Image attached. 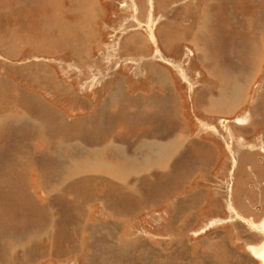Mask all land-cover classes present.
<instances>
[{
  "label": "rangeland",
  "instance_id": "374dc122",
  "mask_svg": "<svg viewBox=\"0 0 264 264\" xmlns=\"http://www.w3.org/2000/svg\"><path fill=\"white\" fill-rule=\"evenodd\" d=\"M87 6L94 8L92 13H86L89 10H86ZM54 20L61 28L46 25L47 21L52 24ZM263 30L264 0H0V37L3 36L5 41L7 36L12 35L8 39H15L9 54L3 42H0V79H3L0 82V119L11 111L14 118L7 121L12 122L9 130L23 128L22 132L29 133L30 137L22 135L13 138L14 134L7 133L8 124L1 125L0 160L7 161L10 153H15L13 145L17 139L27 138L31 147L34 139H37L34 149L52 151L45 157L33 151L32 164L27 168L31 171L23 174L29 186L27 190L33 195L32 203L28 193L19 195L10 187L0 190L3 207L0 215V247L4 245L5 237L10 236L12 242L27 241V250L35 253L29 256V260L22 250L14 251L9 259L0 255V264H259L247 253L246 245H255L263 240L264 229L258 225L264 222V212L255 209L256 200L247 201L243 195L254 193L258 198L259 193H264V179L258 176L256 179L253 173L254 163H259V158L264 157ZM165 32L170 33L171 41L163 40ZM131 37L142 39L145 48L141 51L135 49ZM250 44L253 51H261L263 60L248 83L244 101L228 111L222 105L221 98L231 99L234 80H238V83L249 80L248 75L252 72L249 67L254 63V60L250 61L253 57L247 51ZM36 70L45 71L51 80L59 82L60 87L52 89L51 86H42L40 82L43 79L33 73ZM4 81L14 84L15 87L11 85V90H15L13 97H19L22 90L33 96L36 103L31 100L20 107L5 100L11 94L6 93ZM227 88V95L218 94ZM34 89L44 94L27 92ZM165 90L173 100L172 108L163 107L162 98L171 99L167 93L165 95ZM209 95L214 96L211 105L206 97ZM42 98L54 109L63 112L60 113L61 117L65 113L67 118L78 120L75 123L77 137H97L95 124L98 121L105 124L103 128L106 134L92 141H73L72 147L65 146L66 139L62 141L55 137L54 140L59 143L58 150L48 149L49 143L43 140L37 128L25 127L19 121L21 114L34 106H42L40 114H48ZM124 98L129 100L125 105L122 103ZM105 100L115 104H111L107 112L99 114L106 108ZM1 107H4L5 113ZM163 110L176 114V119L166 122ZM136 111L143 115L141 119H146V122L151 119L155 125L142 126L139 118L130 124L126 112ZM241 119H245V122L241 123ZM66 120L69 124V120ZM121 121L131 126L127 124L125 128ZM28 125H32V120ZM170 127L175 128L171 131ZM128 128L127 135L123 136ZM147 136L163 142L174 140L180 145L175 155L163 156L167 157L174 169L179 170L184 162L188 167H196L191 170L193 174L186 179V183L179 185H182L180 190L175 191L179 186L169 184L165 196L159 197L155 203L149 200V194L152 195L158 187L153 181L158 183L162 177L165 183L163 178L169 174L155 166L147 168L149 171L141 168L142 163L148 160L151 163L157 161L156 155L160 151L159 148L152 150L147 147L149 143L140 141ZM109 140L115 143L122 141L125 149L114 146L113 150L109 147L103 151L96 147L104 146ZM201 141L209 145L211 153L200 148ZM140 142L144 144L142 147L138 146ZM81 143L96 147L87 159L83 157ZM21 152L25 155L31 153L29 150ZM189 153L194 158H186ZM198 154L208 155L204 161L209 170L198 164ZM79 156L83 159H79ZM61 157L67 162L64 163ZM240 157L246 161L238 167ZM75 160L81 166L93 160H104L115 170L124 171L126 181L133 182L139 177L136 187L144 191L138 195L142 208L138 207L139 203L132 212L125 198L128 202L132 201L134 193L118 189L115 181L112 187L113 199L118 206L115 212L106 210L99 202L90 201L92 196L89 195L87 203L81 206L83 217L74 219L70 212H66L69 205L66 196L69 198L71 195L64 187H59L74 169L72 165ZM239 170H244L243 180L236 176ZM38 176H41V182L36 184ZM42 176L47 181L57 179L59 183H49L44 187ZM141 177H145V180L141 181ZM240 181H243L242 184ZM96 190L92 192L97 193ZM196 191L201 195L198 193V199L189 202ZM185 197L187 202L182 201ZM230 199L239 204L234 211L230 207ZM97 201L102 200L97 197ZM171 201L190 205L188 213L182 214H185L184 221L176 220V213L170 210ZM241 207L253 208L254 212L246 213L248 210H243L240 214ZM26 211L31 213L27 214ZM196 212L202 218L192 221ZM48 216L51 219L52 216L59 217L62 221L75 220L73 225L76 229L61 224V231L66 228L71 236L68 246L49 249L53 238L52 232L48 233L47 230L51 221ZM24 218L26 223L16 225V220ZM26 218H32V221ZM111 223V235L99 230V227ZM209 236H212L211 239L207 238ZM95 241L97 246L92 244Z\"/></svg>",
  "mask_w": 264,
  "mask_h": 264
},
{
  "label": "bare ground",
  "instance_id": "6f19581e",
  "mask_svg": "<svg viewBox=\"0 0 264 264\" xmlns=\"http://www.w3.org/2000/svg\"><path fill=\"white\" fill-rule=\"evenodd\" d=\"M90 4V3H89ZM243 5V4H242ZM55 8V7H54ZM92 8V7H90ZM92 11V10H91ZM93 12V11H92ZM51 23V22H50ZM47 24H48V21H47ZM46 24V25H47ZM261 26V25H260ZM259 26V27H260ZM258 27V26H257ZM256 27V29H257ZM258 27V28H259ZM69 28V27H68ZM262 28V27H261ZM171 29V28H170ZM263 29V28H262ZM163 31V30H162ZM264 32V30H263ZM256 33V32H255ZM132 34V33H131ZM264 34V33H263ZM262 34V35H263ZM89 35V34H88ZM242 35V34H241ZM256 35V34H255ZM12 35H9V37L11 38ZM134 36V35H133ZM137 36V35H136ZM246 36V35H245ZM2 37H0V42H2ZM163 40L165 42H169L172 40L171 36H170V33H164V36L162 37ZM244 38V37H242ZM121 39V38H120ZM32 40V39H31ZM29 40V41H31ZM244 40V39H243ZM247 40V39H245ZM32 42V41H31ZM131 42H132V45L135 49L141 51L145 48V43L142 41V39H139L137 37H131ZM233 42V41H232ZM252 42V40H251ZM263 42V41H262ZM29 43V42H28ZM195 43V42H194ZM193 43V45H194ZM249 43V42H248ZM254 43V42H253ZM256 43V42H255ZM4 44V49H6L7 51V54H9V48L12 47L14 44H15V39L12 38L10 39L8 42H3L2 45ZM166 45V44H165ZM245 46V45H243ZM31 47V46H30ZM167 47V46H166ZM228 47V46H227ZM259 47V45H258ZM3 48V46H2ZM194 48V47H193ZM197 48V47H196ZM261 48V47H260ZM238 49V48H237ZM242 49V48H241ZM248 49V48H247ZM258 49V48H257ZM198 50H200L198 48ZM232 51V50H231ZM243 51V50H242ZM248 52L251 53L252 55V59L249 60L252 61L254 60V63L251 65V63L249 65H251L249 68H250V71H252L248 77H249V80L245 83H238V80H234L236 81L235 83H232V87H231V94H230V97L231 99H223L221 98V103L223 106H225L228 111H231V110H234V108L239 105L240 103H242L245 99V93H246V89L248 88V83H250V81H252V78L254 77V75L257 73V71L259 70V64H260V61L263 60L262 59V53L261 51L259 50H256L253 51V46L250 44V49L247 50ZM3 52V51H2ZM200 53V52H199ZM237 53V52H236ZM235 53V54H236ZM223 54V53H222ZM244 54V53H243ZM198 55V53H197ZM3 56V55H2ZM142 56V55H140ZM139 56V57H140ZM137 57V58H139ZM202 57H204V52L202 53ZM223 58V57H222ZM225 58V57H224ZM241 59V58H239ZM201 60V59H200ZM205 60V58H204ZM225 61V60H224ZM223 61V62H224ZM243 61V60H242ZM248 61V60H247ZM249 61V62H250ZM253 62V61H252ZM244 64V63H243ZM29 68V67H27ZM42 69V68H40ZM32 71V70H31ZM162 72H164V70L162 69L161 70ZM249 71V72H250ZM34 74H36L38 77H40L42 82L44 83H47L49 84L52 88L56 87V86H59V82L57 80H51L50 79V76H48L47 74H45V71H39V70H36V71H33ZM237 73V72H236ZM235 73V74H236ZM239 74V73H238ZM234 76V75H233ZM1 80L3 81V79H0V82ZM230 80V79H229ZM34 81V80H33ZM40 81V80H39ZM6 82L5 86L7 89H5L6 93H10L11 95L8 96L5 100L9 101L10 103L11 102H14V103H17L16 106L20 105V107L24 106L28 101H33V103H36L35 101V98L29 94H27L26 92L23 93L24 91H20L21 93H19V97L16 96V97H13V94H14V91L11 90V87L14 86V84L8 82V81H4ZM41 83V82H40ZM39 83V84H40ZM231 84V80L229 81V85ZM12 85V86H11ZM1 87V86H0ZM15 87V86H14ZM167 87H168V90H169V82L167 83ZM246 87V88H245ZM210 88V87H209ZM245 88V89H244ZM1 90V89H0ZM204 89L200 90V91H203ZM210 90V89H209ZM221 90V89H220ZM212 91H215V90H212ZM1 92V91H0ZM19 92V91H18ZM228 88L224 91H221V93H218L220 95H227L228 93ZM202 93V92H201ZM204 93V92H203ZM202 93V94H203ZM1 94H4V93H1ZM209 94V93H208ZM17 95V94H16ZM116 95V94H115ZM198 95V94H197ZM204 95V94H203ZM216 95V94H215ZM3 96V95H2ZM200 96V94H199ZM13 97V98H11ZM39 97V96H37ZM177 97V96H176ZM207 99H209L210 101V105L213 104L212 102L214 101V96L213 95H209L206 96ZM171 98V96H170ZM199 98H202V97H199ZM204 98V97H203ZM259 98V97H258ZM262 98V97H261ZM0 99H1V96H0ZM129 99V98H128ZM177 99V98H176ZM175 99V100H176ZM197 99V98H196ZM219 99V97H218ZM2 100V99H1ZM0 100V101H1ZM43 100V99H42ZM132 100V99H131ZM136 100V99H135ZM163 100H165L164 102H168V103H173V100L170 99L167 100L165 97H163ZM204 100V99H202ZM257 100V99H256ZM44 101V100H43ZM108 100H105V102H107ZM121 102V100H119ZM157 101V100H156ZM200 101V100H199ZM258 101V100H257ZM40 102L42 103V101L40 100ZM129 100L127 101L125 98H124V105L126 103H128ZM134 102V101H133ZM155 102V101H154ZM176 102V101H175ZM202 102V101H201ZM208 102V101H207ZM1 103V102H0ZM136 103V102H135ZM2 104V103H1ZM106 104V105H105ZM104 107L106 108H103L101 111H99V114L101 113H105L108 111V107H110V105L112 104H115V103H112L111 101L105 103ZM133 104V103H132ZM195 104V103H194ZM197 104V103H196ZM218 104V103H217ZM257 105V103H255ZM41 105V104H40ZM45 107L47 108V113L48 114H40L41 112V108L42 106H40L39 108L34 106V107H31L29 109H27L26 111H24L22 114H21V117L19 119L20 123H24L23 126L25 127H34L35 130L36 128L38 130L36 131H40V133L42 134L43 136V140H46V142L49 143V147L48 149H55V150H58V142H56L54 139L55 137H59V139H61L62 141L64 139H66V143L65 146L66 147H72V142L73 141H78V142H81V141H92L94 140L95 138L102 136V134H106V129L103 128V125L105 126V124H102L100 121L96 122V131H97V137L95 138H91V139H87V138H83L81 139L80 137H77L76 135V129H75V123L78 121L77 119H68L67 118V115L64 113L62 114L63 117H61L60 113H63V112H59L58 110H56V108L54 109L52 106L50 105H46L44 103ZM123 105V104H122ZM170 106V105H168ZM221 106V105H220ZM121 107V106H120ZM126 107V106H125ZM2 108V112L5 113V110H4V107H1ZM255 108V107H254ZM261 108V106H260ZM121 109V108H120ZM127 109V108H126ZM226 109V110H227ZM4 110V111H3ZM136 110V109H135ZM1 111V110H0ZM36 111V112H35ZM131 112V111H130ZM77 113V112H76ZM169 113V112H168ZM110 114V113H109ZM171 116V115H170ZM55 117L57 119H55ZM107 117V116H106ZM114 117V116H113ZM137 117L139 119H141L140 117H143L142 114H139L138 112H133V113H129V112H126V119L127 121L131 122L130 124H132V122L134 121V119H137ZM4 119H0V126L1 125H4V124H8L7 126V133L9 132L10 135L11 134H14L13 135V138H16L18 136H22L24 135L23 137H27V138H30L28 135L26 134L27 132L23 133L22 131L23 128H20L19 130H9V127H10V123L12 122H7L8 120L11 121L13 120L14 116H13V113L11 111H9V113L5 114V116H3ZM261 118V117H260ZM69 120V124L67 123V120ZM85 119V118H84ZM108 119V118H107ZM106 119V120H107ZM143 119V118H142ZM141 119V121H142ZM169 119V118H168ZM176 119V118H175ZM264 119V118H263ZM32 120V125H28L29 124V121ZM92 120V119H91ZM90 120V121H91ZM113 120V119H112ZM125 120V119H124ZM245 120V119H244ZM256 120V119H255ZM85 121V120H83ZM109 121V120H108ZM171 121V120H170ZM73 122V123H71ZM92 122V121H91ZM104 122V121H103ZM240 122L242 123V119L240 120ZM255 122V121H254ZM18 123V122H17ZM123 127L127 126V124L129 126H131L129 123H126L125 121H121ZM134 123V122H133ZM143 123V121H142ZM202 123V121L200 122ZM199 123V124H200ZM78 124V123H77ZM76 124V125H77ZM90 126L93 125V123H89ZM171 124V123H170ZM198 124V125H199ZM20 125V124H19ZM69 125V126H68ZM84 125V124H83ZM94 126V125H93ZM108 126V125H107ZM113 126V125H112ZM120 126V125H119ZM172 126V125H171ZM207 126V125H206ZM212 126V125H211ZM239 126V125H238ZM242 126H245V125H242ZM164 127V126H163ZM201 127V126H200ZM126 128V127H125ZM245 128V127H244ZM92 129V127H91ZM236 129V128H235ZM238 129V127H237ZM247 130V129H246ZM124 131V130H123ZM127 131H129L128 129L124 132L123 136H126L127 135ZM83 132V131H82ZM246 132V131H245ZM248 132V131H247ZM133 133V132H132ZM83 134V133H82ZM86 134V133H85ZM100 134V135H99ZM71 135V137L69 136ZM129 135V134H128ZM30 136L32 137L31 140H33V136L30 134ZM106 137V135H104ZM109 136V135H108ZM113 134H112V138H113ZM39 137V136H38ZM65 137H68V138H65ZM223 137V136H222ZM1 138V137H0ZM7 138V137H6ZM19 138V137H18ZM27 138H24V139H17V142H14L15 143V146H14V150H15V153L11 154L10 153V158L7 160V161H1L0 160V190L3 189L4 187H10V189H13L15 190L19 195H22L23 192L28 193L27 196L29 198V201L30 203L31 200L33 199V195L31 194L32 192L29 193V191L27 190V188L29 189V186L27 187V184H26V178L23 176V174H27V171H31L27 168H29L30 165H27L25 163H22L21 162V155L22 157L26 158L28 156H31L33 155L32 152L33 151H37L38 153H41L39 154L41 157L42 156H47L48 154H50V152L52 151H46L44 152V149L41 150V149H34L36 147V142L38 141L37 139H34L33 142H35L34 144L31 146H29V142H28V139ZM109 138V137H108ZM111 138V139H112ZM152 138V137H151ZM4 139V138H3ZM2 139V140H3ZM8 139V138H7ZM58 139V138H57ZM68 139V140H67ZM110 139V140H111ZM129 139V138H128ZM107 141L105 143L104 146L102 145H98L96 146L98 149H101L103 151H105L104 149L105 148H112L111 150L115 149L113 148L114 146L116 147H121L122 149H125V146L123 145V142L122 141H118L117 143L115 142H111V141ZM182 140V139H180ZM186 140V138H185ZM183 140V141H185ZM126 141V140H125ZM140 141L142 143H149V145L147 146L148 148L150 149H155V148H159L160 151L157 152V155H156V159L157 161H154L153 163H151L149 160L147 162H144L142 163V166L141 168L146 170L147 168H149L150 166H155L157 168H159V170L161 172H164V173H168L169 175L164 177V181L165 183L162 181V177H160V181L157 183V181H153L155 184H157V188H155L154 190V193L150 195V202L152 203H155V202H158L159 201V197H164L165 196V193L166 191L168 190V186L169 184L171 186H179L180 184L183 185V183L185 184L186 183V179L189 178L193 172H191V170L193 168L196 169V167L194 166H190L188 167L187 166V162H184L183 160V164H181V168L179 170L177 169H174V167H172V165H170L168 163L169 160H167L166 158L167 157H163L164 155H169L171 156L172 154L175 155V153L179 152L178 151V148L180 147V145L177 143H175L174 140H166L165 142H163L162 140L159 141L158 139H154V140H151L148 136L147 137H144V138H141ZM5 142V140H4ZM65 142V141H64ZM139 143L138 146L142 147V143ZM179 142V141H178ZM187 142V141H186ZM202 142V141H201ZM17 143V144H16ZM58 143V144H57ZM181 144H182V141H181ZM195 144V143H194ZM183 145V144H182ZM203 145V144H202ZM1 146H4L1 144ZM41 147V146H40ZM80 147H82V151H84V156L86 159L88 158V156H90L92 153V151H95L96 150V147L94 145H86V144H82L80 145ZM184 147V146H183ZM183 147L181 149H183ZM44 148V147H43ZM3 149V148H2ZM179 149V150H181ZM188 149V148H187ZM246 149V148H245ZM1 150V149H0ZM21 150H29L31 151V153L27 152L26 155L23 154L21 152ZM54 150V151H55ZM196 150V149H194ZM228 150V149H227ZM81 151V152H82ZM165 151V153H164ZM209 151V150H207ZM211 151V150H210ZM2 152V151H1ZM0 152V153H1ZM4 152V150H3ZM163 152V153H162ZM212 152V151H211ZM253 152V151H252ZM8 153H9V150H8ZM7 153V154H8ZM184 153V152H183ZM52 154V153H51ZM1 155V154H0ZM83 155V153H82ZM178 156V155H177ZM201 156V155H200ZM257 156V155H256ZM58 157V156H57ZM105 157V156H104ZM181 157V156H180ZM194 158L193 155H191L190 153L187 155L186 158ZM62 158V157H61ZM82 158L81 156H79V159ZM185 158V157H184ZM183 158V159H184ZM202 158V159H201ZM201 158L198 159V164H202L203 168L205 167L206 163L204 161V159L206 158L207 159V156L206 155H203V157L201 156ZM20 159V160H19ZM83 159V158H82ZM189 159V158H188ZM234 159V158H232ZM62 160H64V157L62 158ZM211 160V159H210ZM171 161V160H170ZM67 161L64 160V163H66ZM81 162V161H80ZM88 162V161H87ZM207 162V161H206ZM248 162V161H247ZM62 163V164H64ZM109 163V162H108ZM212 163V162H210ZM173 164V163H171ZM179 165V164H177ZM190 165V164H189ZM192 165V164H191ZM72 167H74V169H72L71 171V174L68 173L69 175L66 177V179L63 180L62 183H60V186L62 187H59L60 189L61 188H65L66 191L71 195V197L68 198V196H66L67 200L69 201V205L67 207V210L66 212H70L76 219L77 216H82L83 217V210L81 208V206H83V204L87 203V196L91 195V200L90 201H95V202H99L101 203L104 208L106 210H113L116 209L118 206L115 204V201L113 199V194H112V191H113V186L115 184V181L117 182V188L118 189H127L128 192H133L134 195H132V201L128 202L129 200H127V198H125V201L128 203V205L131 207L132 209V212L135 210V208H137L136 206L140 203V201L138 200V195L139 194H143L144 191H142L141 189H137L136 185L137 183H139V177L136 179V180H132L133 182H131L130 180L129 181H126L125 178H124V171L123 172H120L118 171V169H114L112 168V165H108L107 163L104 162V160L100 161H91V162H88V163H85V165L81 166L79 165V163L75 160L73 162V165ZM201 167V166H200ZM135 168V167H134ZM199 168V167H197ZM206 168V167H205ZM209 167H207L205 170H207ZM50 169V168H49ZM124 169V168H122ZM126 169V168H125ZM128 169V168H127ZM121 170V169H120ZM148 170V169H147ZM146 170V171H147ZM150 170V169H149ZM148 170V171H149ZM209 170V169H208ZM178 171V172H177ZM139 171H137L136 173H138ZM40 174V173H38ZM37 174V175H38ZM128 175V174H127ZM172 175V176H171ZM126 176V175H125ZM150 176V175H149ZM171 176V178H170ZM39 177V176H38ZM41 177V176H40ZM40 177L36 179V184H39V181H40ZM43 177V176H42ZM146 177V176H145ZM144 177V178H145ZM143 177H141V181L142 180H145ZM170 178V180H169ZM43 180H44V187L46 186H49L48 184L49 183H59V181L57 179H54V180H51V181H47L44 177H43ZM42 180V181H43ZM7 181V182H6ZM41 182V181H40ZM153 183V184H154ZM42 184V183H41ZM179 186L178 188L175 189L178 190L179 188L182 187ZM40 187L42 185H39ZM39 186H36L35 188H38ZM150 185H148L149 187ZM142 187V186H141ZM238 187V186H237ZM144 188V187H143ZM97 189V190H96ZM154 189V187H153ZM152 189V190H153ZM92 190H96L97 193L95 192H92ZM151 190V191H152ZM180 190V189H179ZM101 192V193H100ZM120 193V192H119ZM123 193V192H122ZM200 194L201 193L199 191H196V192H193L191 197H190V201L189 202H194V201H191V200H195V199H198V195L197 194ZM127 194V193H125ZM124 194V195H125ZM129 194V193H128ZM85 195V196H84ZM120 195V194H119ZM199 195V196H200ZM35 196V195H34ZM59 198H61V195L58 194ZM129 196V195H128ZM97 197L99 199H101L102 201H97ZM182 197V196H181ZM63 198V197H62ZM137 198V199H136ZM187 197H185L186 199ZM18 199V198H17ZM90 199V198H89ZM165 199V198H164ZM184 199V200H185ZM153 200V201H152ZM124 200H121V202H123ZM176 201V200H175ZM179 201V200H178ZM177 201V202H178ZM188 201V199H187ZM186 201V202H187ZM197 202V201H196ZM18 203V202H17ZM29 204V203H28ZM123 204V203H122ZM125 204V203H124ZM66 205H67V202H66ZM142 204L140 203L138 205V207H141ZM176 207L178 209H188V207L190 205H183L181 202H178V204H174L173 201H171L170 203V207ZM195 206V205H194ZM233 206V205H232ZM27 207V206H26ZM122 207L124 208V206L122 205ZM7 208V207H6ZM142 208V207H141ZM194 208V207H193ZM26 209V208H25ZM28 209H31L30 207H28ZM2 210H3V207L1 205V202H0V215L2 213ZM23 209H20V211H22ZM119 210V209H118ZM126 210V208H125ZM31 211L33 212V209H31ZM28 212V213H31ZM35 211V210H34ZM121 211H123V209H121ZM127 211V210H126ZM178 211V210H177ZM181 211V210H180ZM187 211V210H186ZM115 212V211H114ZM124 212V211H123ZM174 212V211H173ZM179 212V211H178ZM185 212V211H184ZM27 213V211H26ZM27 213V214H28ZM23 214V212H22ZM26 214V215H27ZM183 214V213H182ZM181 214V215H182ZM4 215V214H3ZM18 215V214H17ZM242 217V216H241ZM19 218V217H18ZM17 218V219H18ZM34 218V217H33ZM81 217L78 218V220H80ZM27 220H31L30 218H26ZM48 219L51 220L48 227H47V230H48V233L52 232V238L53 240L50 241V246H49V249H52V250H55L56 248H63V247H66L70 244L71 242V236L69 235V233L67 232V229L65 228L63 231H61V224L63 223V226L65 227H69V228H75V226L73 225V223L75 222V220H65L62 221L60 220L59 217H54L52 216V219L48 216ZM70 219V218H69ZM181 218L180 217H177L176 220L179 221ZM4 220V219H3ZM17 221V224L16 225H20V224H23V223H26V220L25 218L24 219H20V220H16ZM32 221V220H31ZM189 221V220H188ZM241 221V220H240ZM79 222V221H77ZM190 222V221H189ZM188 222V223H189ZM259 222V221H258ZM15 223V222H13ZM109 223V222H108ZM261 223V221H260ZM31 224V223H30ZM102 224V223H101ZM106 224V223H105ZM99 225V224H98ZM252 225V224H251ZM6 226V224H5ZM77 226H81L80 224H78ZM174 227V226H173ZM252 227V226H251ZM255 227V226H254ZM258 227H260L261 229H264V222L261 224V225H258ZM113 229V224H109V225H103L102 227H99V230L103 233H109L110 231H112ZM256 229V228H255ZM257 230V229H256ZM97 231H98V228H97ZM98 231V232H100ZM262 231V230H261ZM222 232V231H221ZM264 234V232H263ZM43 235V234H42ZM42 235H39L42 236ZM100 235V234H99ZM110 235H111V232H110ZM222 235V234H221ZM8 236V235H7ZM50 236V235H49ZM108 236V235H107ZM257 236V235H256ZM262 236V235H261ZM50 237V238H51ZM87 237V236H86ZM100 237V236H99ZM221 237V236H220ZM90 238V237H89ZM103 238V237H102ZM107 238V237H106ZM109 238V237H108ZM101 239V238H100ZM108 240V239H106ZM218 241V240H217ZM92 242V241H91ZM91 242H90V245H91ZM259 242V241H258ZM87 243V242H86ZM104 243V241H103ZM109 243V242H108ZM112 243V242H111ZM27 241H20V242H12L11 241V238L10 236L8 237H5V243L4 245H2L0 247V255H5L6 259H9L10 256L13 255L14 251H18L19 250H22V252L24 253V256H28L27 260H29V256H33L35 255V253L33 251H28V245H27ZM79 244V243H78ZM93 245L97 246V241H95L94 243H92ZM124 244V243H123ZM127 244V243H126ZM135 244V243H134ZM88 246H90L89 244H87ZM92 245V246H93ZM103 245V244H102ZM123 246V245H122ZM120 247V245H119ZM89 249V248H88ZM87 249V250H88ZM246 249H248L247 253H249V255H251V257H253L255 260H257L259 262V264H264V238L263 240L260 242V243H257V244H247L246 245ZM9 255V256H8ZM181 255V254H180ZM23 258V257H22ZM103 259V258H102ZM23 260H25V258H23ZM176 260V259H175ZM213 260V259H212ZM108 261V260H107ZM212 262V261H211ZM16 263V262H15Z\"/></svg>",
  "mask_w": 264,
  "mask_h": 264
},
{
  "label": "crops",
  "instance_id": "0c3cea01",
  "mask_svg": "<svg viewBox=\"0 0 264 264\" xmlns=\"http://www.w3.org/2000/svg\"><path fill=\"white\" fill-rule=\"evenodd\" d=\"M91 7V6H90ZM89 6H87L86 7V10L87 9H89V10H87V12L86 13H88V12H91L92 13V11H93V7H92V9L90 8ZM92 10V11H91ZM94 22H95V20H94ZM47 24V23H46ZM54 25H56V28H61V26L60 25H58V23L57 22H55V20H54V22L52 23V24H50V23H48L47 24V26H54ZM95 25H96V22H95ZM59 31H61V30H59ZM8 38H10L9 36H7L6 37V39H5V41H4V37H2V42H7L9 39ZM41 83H43V85L42 86H50L49 84H47V83H44V82H41ZM59 87H60V85H59ZM52 88V87H51ZM53 89V88H52ZM35 90V89H34ZM27 91V92H32L33 94H44V92H42V91H40V90H35V91ZM166 91V90H165ZM168 91V90H167ZM165 92V95H169V93L168 92ZM39 92V93H38ZM167 93V94H166ZM170 96V95H169ZM43 99V98H42ZM163 99V98H162ZM44 100V99H43ZM171 100H172V98H171ZM165 100H163V102H164ZM44 103L46 104V105H50L51 106V104H49V103H47V102H45L44 101ZM168 105H170V106H168ZM174 107V103H168V102H164V106L163 107H168V108H172V107ZM57 109V108H56ZM58 110V109H57ZM164 111V115H165V117H163V118H165L166 119V122L168 121V118L169 119H174L175 120V118L177 117V115L176 114H174L173 112H171V111H169V113H168V111H166V110H163ZM137 112V111H136ZM159 112V111H158ZM140 114V113H139ZM160 115H162V113H161V110H160ZM171 115V116H170ZM138 118V117H137ZM68 119H72V118H68ZM245 122V120L244 119H242V123H244ZM139 123H141L142 124V126H144V125H146V124H149V125H151V126H153V125H155V122H153L151 119H150V121L149 122H146V119H143V123H142V121H139ZM140 124V125H141ZM164 125H166V123L164 124ZM163 126V125H162ZM175 127H173V129H174ZM113 129V128H112ZM172 129V127H170V130L172 131L173 130ZM128 130H130L129 128H128ZM148 131H150L149 130V128H148ZM203 143H205V144H203ZM202 146H200V148H205L206 150H209L208 151V153L210 152L211 153V151H212V149H210V147H209V145L207 146L206 144V142H202ZM15 146V144L13 145V147ZM107 151H109V152H111L110 151V149H106ZM211 150V151H210ZM195 152V154L197 153V151H194ZM191 154V153H190ZM192 155V154H191ZM32 156L33 155H31V156H28V157H26V158H24V157H22V155H21V162L22 163H25V164H27V165H30L31 163H32ZM40 156V155H39ZM200 155L198 154V158H201V156L203 157V155H201L200 157H199ZM207 157H208V155H206ZM41 157V156H40ZM42 157H45V156H42ZM202 159V158H201ZM239 159V158H238ZM260 159V162L259 163H254L255 165H254V171H253V173L254 174H256V179H257V176L258 177H260L262 180L264 179V157H261V158H259ZM235 160H236V158H235ZM234 160V161H235ZM238 162H239V164H238V167H240L241 165H242V163H245V161L246 160H244L243 158H241L240 157V159L239 160H237ZM31 166V165H30ZM45 168H49L48 166H44ZM244 170H239V172L238 173H236V176L237 175H239V179H241V180H243V178H242V173H244L243 172ZM28 172V171H27ZM242 182L243 181H240V184H242ZM238 183H239V181H238ZM263 183V185H264V181L262 182ZM239 187V186H238ZM251 187V186H250ZM248 189H249V187H248ZM245 198H244V197ZM242 197L244 198V199H246L247 201H253V200H256V203L254 204L255 206H256V208L255 209H257L258 211H260L261 213L262 212H264V193L262 192V193H259L258 194V198H259V200H258V198L254 195V193H249V194H244ZM205 199H206V196H205ZM182 201H187V198L184 200V198H182ZM202 202V201H201ZM200 202V203H201ZM205 202L206 201H204L203 202V204H205ZM200 203H198V205L200 204ZM202 204V205H203ZM160 205V204H159ZM233 205V206H232ZM201 206V205H200ZM199 206V207H200ZM199 207H197V209L199 208ZM230 207L233 209V211L235 210V207H239V204H238V202L237 201H235L234 199H230ZM242 211L240 212V214H242V212H243V210H248L246 213H253L254 212V210H253V208H251V209H249V208H247V207H241L240 208ZM170 210L173 212V213H176V216L177 217H180L182 220L181 221H184L183 219L185 218V214L184 215H181L182 213H184V211H185V213L187 214L188 213V209H178V208H176V207H171L170 208ZM179 212H178V211ZM181 210V211H180ZM222 213H224L223 211H221ZM259 212V213H260ZM202 218V217H201ZM200 218V214L198 213V212H196L195 213V219L194 220H192V221H196V220H199V219H201ZM211 237L212 236H209V237H207V238H209V239H211Z\"/></svg>",
  "mask_w": 264,
  "mask_h": 264
}]
</instances>
